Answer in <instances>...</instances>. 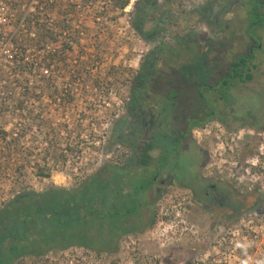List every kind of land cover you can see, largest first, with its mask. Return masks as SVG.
<instances>
[{"label":"rangeland","instance_id":"1","mask_svg":"<svg viewBox=\"0 0 264 264\" xmlns=\"http://www.w3.org/2000/svg\"><path fill=\"white\" fill-rule=\"evenodd\" d=\"M145 1L130 0V5L121 9L120 0H56L46 8L48 19L56 22L62 61L59 106L48 105L45 114L52 151L50 155L43 151L45 157L38 153L40 160H47L42 165L30 164V160H37L32 158L21 167L15 193L24 189H74L103 166H123L132 158V149L116 143L115 134L125 130L121 123L129 117L133 82L152 57L155 73L145 98L154 103L145 104V108L158 113L172 140L183 130L190 132L198 121L211 122L194 129L185 147L191 157L203 151L212 158L208 172L219 173L230 182L242 200L240 207L249 210L234 223L220 220L213 227V222L200 213L189 212L187 193L175 185H165L157 201L156 196L147 197V204L141 194V201L133 198L124 206L122 216L131 211L136 217L122 220V230L130 236L122 238L114 252L98 254L73 248L43 259H20L15 264H264V133L254 129L264 125V111L258 109L259 102L264 101L263 77L258 73L248 90L236 92H228L217 78L213 79L258 45L261 49L255 51V58L262 62L264 71V26L256 31L258 40H251L247 33L257 18L254 10L264 0H151L156 8L146 9L144 29L155 34L154 40L146 39L135 28ZM46 33L48 41L52 40ZM70 46L74 49L67 55ZM168 89L179 93L177 102L167 99ZM65 90H69L66 98ZM153 142L158 147L159 140ZM160 154L157 149L151 153L153 158ZM135 163L139 166L138 160ZM155 164L158 171L153 166L138 177L122 175L124 181L134 179L130 183L133 196H137L136 188L140 192L156 180L161 183L160 169L164 176L175 174L173 163L166 165L161 160ZM38 166L50 170V179H38L33 170ZM9 184L2 183L0 189H9ZM110 185L112 198L118 186L112 181ZM3 195L0 200L9 193ZM153 205L154 215L150 217ZM151 218L154 228L145 233ZM80 239L79 234L72 238Z\"/></svg>","mask_w":264,"mask_h":264},{"label":"trees","instance_id":"2","mask_svg":"<svg viewBox=\"0 0 264 264\" xmlns=\"http://www.w3.org/2000/svg\"><path fill=\"white\" fill-rule=\"evenodd\" d=\"M120 1L121 9H126L130 5V0ZM155 6L156 2L147 0L139 8L137 15L135 28L146 39H155V34L146 32L144 29V21L147 16L146 9H155ZM263 26L264 19L255 18L248 30L251 40H258L256 31ZM238 60L234 61L223 75L213 77L215 80L217 78L218 84L227 88L228 92L238 84L253 83L260 71L259 64L255 63L252 67H242ZM155 66L156 61L152 57L143 64L142 76L135 78L131 88V99L128 104L129 117L127 116L121 123L125 125H122L125 130L123 129L121 133L117 130L118 134H115L116 143L131 148L133 155L135 154L134 157L123 166L111 164L103 166L86 177L74 189L67 190L55 187L38 192L24 189L22 193L19 192L18 195L2 201L0 206V264H15L20 259L29 257L43 259L50 253L66 252L73 248L86 249L98 254L112 253L122 238L130 236L122 230L125 226L122 220L134 216V213L125 212L128 216L124 217L125 214L122 216L124 206L127 207L133 198L137 199V202L139 199L141 201V194L145 195L146 203L147 197L156 196V201L159 199L161 192L155 190L157 182L144 186L140 192L136 188L135 192L138 197H135L133 193L131 194V184L134 179L127 182L122 176L126 174L129 178L130 176L138 177L142 173L139 167L147 168L151 165L153 157L150 154L157 148L155 142L147 143L143 153L139 154V148L134 147L135 144H138L136 138L139 136V129L135 126L137 120L135 110H138V104L143 99L147 105L149 104L145 97L149 93ZM205 87L215 89L213 86ZM167 99L177 102L180 95L178 92L168 89ZM259 103L258 109L264 111V101ZM262 117L264 119V115ZM209 123L211 122L198 121L190 132L179 135L176 139L178 149L186 139L192 137L194 129L204 128ZM254 129L264 133V125L256 126ZM51 151H47V155H50ZM137 160L139 166L135 163ZM45 161L47 160L45 159ZM36 169L38 179L42 181L50 179L52 174L50 170H45L40 166ZM110 181L118 186L116 191H112L114 195L112 198L108 190L111 187ZM155 203L154 205H156ZM142 204H144L143 201ZM154 205L149 208L151 210L150 217L154 215ZM153 221L152 218L149 219L146 227L153 224ZM76 234L81 235V241L72 240Z\"/></svg>","mask_w":264,"mask_h":264},{"label":"built area","instance_id":"3","mask_svg":"<svg viewBox=\"0 0 264 264\" xmlns=\"http://www.w3.org/2000/svg\"><path fill=\"white\" fill-rule=\"evenodd\" d=\"M55 2L0 0V187L4 182L11 184L0 189V197L9 193L0 206L16 196L14 183L21 167L32 158L37 160L30 164L42 165L45 159L40 160L38 153L45 157L44 152L52 150L45 114L48 105L59 106L62 61L56 22L48 19L46 8ZM45 31L52 40L48 41ZM71 49H66L67 55ZM68 93L65 90V98ZM28 148L33 151L27 152Z\"/></svg>","mask_w":264,"mask_h":264},{"label":"flooded vegetation","instance_id":"4","mask_svg":"<svg viewBox=\"0 0 264 264\" xmlns=\"http://www.w3.org/2000/svg\"><path fill=\"white\" fill-rule=\"evenodd\" d=\"M260 6H264V2L261 3ZM260 8L257 7L254 10L255 16L259 19L264 18V15H262L260 12ZM249 28L250 26L247 27V33ZM257 49H261V46H253L249 48L247 53H243L242 55L238 56V63L242 67H252L255 63L259 64L260 71L258 73H260L259 75L264 78L262 62L257 61L255 58V51ZM142 71L143 65L140 68L138 74L139 77L142 76ZM224 73L225 71H223V74ZM250 84H238L235 88L232 89H234L235 92L236 89L248 90V86ZM242 96H246V94H243ZM143 100H141L138 104V110H135L137 115L135 126L137 129H139V136L136 138V142L138 144H135L134 147L139 148L140 154L143 153L144 146L147 143H151L158 139L159 144L156 149L161 152V154L157 158H153L152 163L149 167L155 166V169L158 171V166L156 167L155 162L162 160L166 161V165L173 163V168H175V174H169V177H167V175L164 176L163 169H160L159 174L163 181L159 183V181L156 180L155 182H157V185L163 189V192H165V185H167V187H169V185H175L180 190H183L185 193H187V197L189 199V201L186 202V206L189 212L191 214L195 213L196 215L200 213V216L213 222V227L220 220L222 222L226 221L228 225L234 223L241 215L249 210V208L248 210H245V208L240 207L242 200L240 199L237 191L232 186H230V182L220 176L219 173L208 172L209 165L213 161V159L208 156H204L202 154L203 151H199L196 155L191 157L192 155L190 149L188 150L185 147V143L187 142V140H189L190 137L186 139L182 144L180 143L181 147H179L178 149L176 138L172 140L170 131H168V128H165V126L167 127V125L164 126L163 121L160 122V118L158 119V113H156L153 108H145L146 103ZM147 102L154 103V101H151L150 99H148ZM164 122L166 124V121ZM184 133L185 131L183 130L182 134ZM179 135L181 134L179 133ZM170 151H173L174 153L168 154L170 153ZM185 153L186 155H188L187 158L183 157ZM134 155L132 156V158L134 157ZM177 155L178 159L176 158ZM130 158H128L127 161H129ZM155 159L157 160L155 161ZM187 166L188 168H186ZM149 167H139V169L143 171L148 170ZM182 169H184L186 172L182 173ZM152 228H154V224H151L149 227L143 230V232L146 233ZM183 252L186 253L185 250H183ZM186 263L187 262H183L182 264Z\"/></svg>","mask_w":264,"mask_h":264},{"label":"crops","instance_id":"5","mask_svg":"<svg viewBox=\"0 0 264 264\" xmlns=\"http://www.w3.org/2000/svg\"><path fill=\"white\" fill-rule=\"evenodd\" d=\"M160 189H162L161 187H159L158 185H157V188L155 189L157 192H161L162 193V191H160ZM163 190V189H162Z\"/></svg>","mask_w":264,"mask_h":264}]
</instances>
